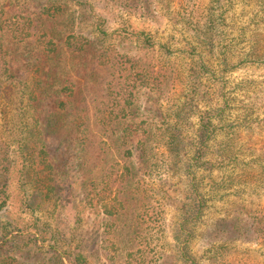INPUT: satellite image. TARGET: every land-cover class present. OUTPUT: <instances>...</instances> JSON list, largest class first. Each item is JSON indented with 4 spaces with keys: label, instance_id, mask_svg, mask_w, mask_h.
Wrapping results in <instances>:
<instances>
[{
    "label": "trees",
    "instance_id": "trees-1",
    "mask_svg": "<svg viewBox=\"0 0 264 264\" xmlns=\"http://www.w3.org/2000/svg\"><path fill=\"white\" fill-rule=\"evenodd\" d=\"M105 1L155 17L153 0ZM241 1L181 0L194 33L175 48L172 37L121 38L86 24L78 0H0V193L13 147L31 189L26 208L36 214L48 202L59 211L79 194L85 232L53 227L57 214L21 227L0 221V264H202L192 252L199 223L211 202L231 199L241 202L217 233L264 238V209L244 203L264 193V153L242 138L264 118L236 104L231 89L233 72L264 63L260 40L231 20ZM256 8L252 19L264 0ZM228 250L225 240L203 257L228 264Z\"/></svg>",
    "mask_w": 264,
    "mask_h": 264
},
{
    "label": "rangeland",
    "instance_id": "rangeland-1",
    "mask_svg": "<svg viewBox=\"0 0 264 264\" xmlns=\"http://www.w3.org/2000/svg\"><path fill=\"white\" fill-rule=\"evenodd\" d=\"M86 3L85 7L87 11L84 22L86 24H101L103 28L110 32H113L115 36L121 38L127 36L128 32L146 31L153 35V39L156 42L159 41H174L175 48L184 46L182 40L185 37L191 36L194 31L188 25H185V20L180 14L181 0H153L152 8L154 16H141L139 14L128 12L113 4L106 2L105 0H78ZM210 0H202L204 6L209 3ZM90 5H93V10H90ZM256 0H244L236 4L233 13L230 15L231 20L238 25L247 27V36L253 39L260 40V48L264 47V13L259 15L256 19H252L254 11H256ZM104 21V22H102ZM124 35V36H123ZM129 40V39H127ZM243 79L246 81L241 86L237 84ZM231 89H235L237 95V102L239 106H243V109L247 110L254 116H258L259 119L264 118V63L260 65L245 66L239 70H236L231 74ZM181 88L176 91V96H179ZM2 130V121H0V131ZM3 135V134H2ZM7 135V133H5ZM242 138L245 140L247 150L255 151L253 154L258 156L263 155L264 150V124L258 128L250 129L249 133L242 132ZM5 139H3L4 141ZM10 168L5 171L7 178V205H3V210L0 211V221L5 222L8 219H12L18 226L32 225L34 218L37 216L42 217L44 222H49L50 216H57L59 220L50 221L53 227L60 226L64 230L69 228H79L84 232L82 227V214L80 213V206L77 208L79 201V194L76 195V204L63 207L59 211L53 210L52 206L48 203H41L36 211V214L25 206L27 197V191H30L29 185L24 183L22 167V159H18L17 153L14 152V148H10ZM250 152L246 153L248 155ZM261 160H264L261 159ZM5 162L2 161V164ZM257 173L262 171L260 166H256ZM253 172V171H252ZM10 175V180L8 176ZM167 177L171 178L172 182L176 181V178H172V174H167ZM163 181L158 179L149 180V184L154 188L161 186ZM178 187V186H175ZM173 188V187H172ZM0 193V204L5 196ZM49 200V199H48ZM42 201V200H41ZM239 200L231 199L228 201H216L211 202L210 206L205 212L202 221L199 223V235L192 244V252L203 260L202 264H209V256H204V251L213 244H220L225 242L229 243V250L227 254L228 264H264V238L253 240L250 237L244 239L234 240L229 238L225 232L217 233L216 223L221 219L229 216L228 214H234L237 209ZM51 203V202H50ZM248 208H261L264 209V193L255 196L248 197L244 201ZM72 204V203H71ZM52 214V215H51ZM175 214V208L173 206L168 207L169 221ZM78 225V226H76ZM76 226V227H75ZM226 226V225H225ZM226 228H228L226 226ZM94 246V245H93ZM89 253H93L94 258L100 255L99 250L96 248H87ZM102 264H105L102 262Z\"/></svg>",
    "mask_w": 264,
    "mask_h": 264
}]
</instances>
